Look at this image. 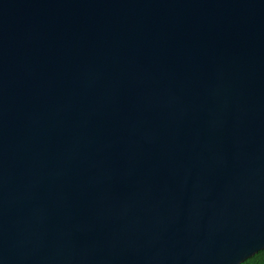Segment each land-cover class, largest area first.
<instances>
[{"label": "water", "instance_id": "1", "mask_svg": "<svg viewBox=\"0 0 264 264\" xmlns=\"http://www.w3.org/2000/svg\"><path fill=\"white\" fill-rule=\"evenodd\" d=\"M262 249L264 0H0V264Z\"/></svg>", "mask_w": 264, "mask_h": 264}, {"label": "trees", "instance_id": "2", "mask_svg": "<svg viewBox=\"0 0 264 264\" xmlns=\"http://www.w3.org/2000/svg\"><path fill=\"white\" fill-rule=\"evenodd\" d=\"M241 264H264V249L249 257Z\"/></svg>", "mask_w": 264, "mask_h": 264}]
</instances>
